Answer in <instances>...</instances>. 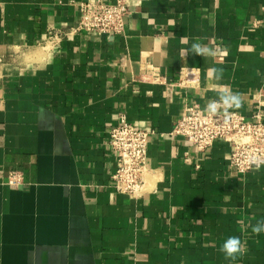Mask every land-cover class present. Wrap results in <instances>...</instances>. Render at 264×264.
Segmentation results:
<instances>
[{
  "label": "crops",
  "instance_id": "obj_1",
  "mask_svg": "<svg viewBox=\"0 0 264 264\" xmlns=\"http://www.w3.org/2000/svg\"><path fill=\"white\" fill-rule=\"evenodd\" d=\"M71 1L0 0V264H264V233L238 223L264 219V164L238 173L230 142L172 134L224 88L241 103L223 110L264 120V0H129L124 32L102 35L73 31ZM186 67L197 85L177 84ZM120 114L154 131L138 196L112 179ZM230 236L246 242L235 261Z\"/></svg>",
  "mask_w": 264,
  "mask_h": 264
},
{
  "label": "built area",
  "instance_id": "obj_2",
  "mask_svg": "<svg viewBox=\"0 0 264 264\" xmlns=\"http://www.w3.org/2000/svg\"><path fill=\"white\" fill-rule=\"evenodd\" d=\"M77 6L78 22L73 31L85 34H121L125 30V18L129 14V0H72ZM147 73L155 81L163 79L154 67ZM198 69L186 67L180 72L178 85L192 87L199 81ZM148 78V77H147ZM168 95L172 94L173 84H167ZM248 119L239 111H225L222 107L211 113L199 104L186 107L184 113L173 127L172 134L180 135L205 151L214 142L224 140L232 145L230 164L238 173L255 169L250 158H264V120L260 112ZM154 131L137 127L125 114L110 130L109 145L117 157L116 169L112 175L117 191L129 196H138L145 190V175L149 135ZM263 164L260 165V167ZM8 183L20 186L22 175L17 171L9 174Z\"/></svg>",
  "mask_w": 264,
  "mask_h": 264
},
{
  "label": "clouds",
  "instance_id": "obj_3",
  "mask_svg": "<svg viewBox=\"0 0 264 264\" xmlns=\"http://www.w3.org/2000/svg\"><path fill=\"white\" fill-rule=\"evenodd\" d=\"M189 51L199 56L214 54L208 47L203 46L199 42L192 43ZM209 75L216 80H220L223 77V69H209ZM240 103L239 94H234L227 88H224L221 90L219 100L209 102L206 106V110L211 113H216L221 107L227 110L233 106L239 107ZM250 163L254 164L256 168H259L261 164H264V158L253 156L250 158ZM252 219L255 218H250L247 223L243 220L238 221L241 225V229L246 230L248 227H251V231L255 235L264 233V219L256 220L255 224L251 223ZM220 250L225 254L226 259L235 261L238 257L246 253V242H243L239 236H230L223 242Z\"/></svg>",
  "mask_w": 264,
  "mask_h": 264
}]
</instances>
